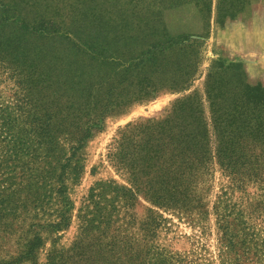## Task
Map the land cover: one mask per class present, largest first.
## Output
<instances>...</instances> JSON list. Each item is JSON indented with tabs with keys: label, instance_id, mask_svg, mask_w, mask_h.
<instances>
[{
	"label": "rangeland",
	"instance_id": "1",
	"mask_svg": "<svg viewBox=\"0 0 264 264\" xmlns=\"http://www.w3.org/2000/svg\"><path fill=\"white\" fill-rule=\"evenodd\" d=\"M76 44L94 59L89 69L102 123L80 154L85 159L81 178L70 186L71 226L42 234L43 246L32 261H23L32 242V221L23 215L13 230H0V264H47L54 247L70 249L78 241L79 211L91 189L110 182L131 186L127 172L110 158L126 129L164 120L183 99L202 101L207 116L208 100L221 103L214 110L232 112L246 89L264 88V0H0V182L5 163L27 161L11 153V135L31 133L32 119L16 112L19 100L57 104L49 95L59 90H45L44 80L56 81L60 70L73 67L69 53L80 55ZM101 51L106 66L96 58ZM69 141L68 147L75 145ZM212 167V176L199 188L206 217L197 211H158L139 197L166 219L157 236L162 252L172 264H264V198L252 195L244 216H238L239 208L231 216L238 237L227 249L213 210L219 198L227 199L226 179ZM21 182L13 189L27 190L30 181ZM247 186L255 192L251 182ZM146 208L137 209L139 217L153 216ZM133 233L136 239L129 241H141L137 227ZM111 236L101 224L88 241L94 252L108 253Z\"/></svg>",
	"mask_w": 264,
	"mask_h": 264
},
{
	"label": "trees",
	"instance_id": "2",
	"mask_svg": "<svg viewBox=\"0 0 264 264\" xmlns=\"http://www.w3.org/2000/svg\"><path fill=\"white\" fill-rule=\"evenodd\" d=\"M73 49L80 54L69 53L73 67L60 70L56 81L44 80L45 90H59L49 95L57 104L52 107L53 103L39 100L37 105H30L19 100L16 112L32 119L31 133L12 134L11 153L15 158L26 157L27 161L5 163L1 168L0 230H13L23 215L32 221V242L23 261H32L43 246L42 234L51 235L71 226L75 207L69 197L70 186L78 183L85 169L81 152L93 131L101 129L102 117L97 111L100 102L93 95L96 85L89 69L94 59H88L85 48L78 44ZM100 53L96 58L103 59L101 64L106 66L105 51ZM208 105L209 116L202 101L183 99L164 120L126 129L110 158L127 172L131 186L110 182L91 189L87 204L79 211L78 241L70 249L54 247L47 264H172L171 257L162 252L157 242L166 219L154 209L186 214L197 211L200 218L206 217L208 211L199 188L212 176V166H218L226 179L227 199L219 198L213 210L223 232L221 241L232 250L238 235L231 228V216L239 208L238 216L242 218L252 195L264 198V88L246 89L244 96L233 103L232 112L214 110L222 108L221 103L211 100ZM69 140L75 145L68 147ZM25 179L30 181L27 190L13 189L23 183L17 180ZM250 182L256 189L254 193L247 186ZM24 192L26 195L22 196ZM140 196L154 209L146 208ZM139 207L153 216L139 217ZM117 223L120 226L115 228ZM101 224L112 232V240L106 245L108 253L100 248L94 252V244L88 241ZM136 227L141 241H129L136 239Z\"/></svg>",
	"mask_w": 264,
	"mask_h": 264
}]
</instances>
